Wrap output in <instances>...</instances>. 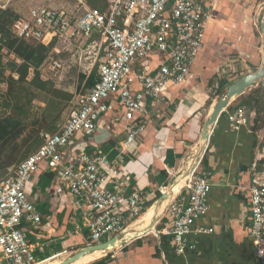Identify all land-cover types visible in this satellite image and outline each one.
Segmentation results:
<instances>
[{"label": "crops", "instance_id": "obj_1", "mask_svg": "<svg viewBox=\"0 0 264 264\" xmlns=\"http://www.w3.org/2000/svg\"><path fill=\"white\" fill-rule=\"evenodd\" d=\"M1 1V9L9 7L19 15V19L27 17L29 9L21 13L17 6L19 0ZM193 1L204 3L210 13L203 47L183 82L168 84L158 96L143 100V111L134 117L135 123L144 125L136 142L127 149L121 145L126 122L122 105L115 96L109 100V109L99 120L96 131L91 135H76L70 146L61 152L66 165L76 164L82 153L105 155L119 168V181L110 182L108 186L115 191H124L125 185L129 186V190L137 189L146 197L147 204L161 203L162 197L157 198V192L165 190L177 172L184 168L188 170L194 163L193 155H196L204 122L217 101L210 95L209 89L215 84L222 89L242 76L255 73L264 64L261 31L264 0ZM91 40V37L88 38L87 47L94 41ZM166 57L167 54L153 52L146 60L138 62L134 69L144 67L153 74ZM89 66L82 74L90 71ZM41 78L55 81L52 77L45 79L42 74ZM258 86L264 90V80L240 95L244 103L253 102L250 93ZM130 88L133 92H141L137 82ZM239 97L231 102L212 127L202 160L203 170L210 173L206 200L208 211L194 221L188 237L189 247L184 253L178 255L170 246L161 249L156 228L158 226L164 232L170 222L165 210L160 212L157 207L155 214L158 213V222L154 231L158 235L151 231L134 238L88 264H257L254 244L249 236V188L252 165L257 166L264 160V97L259 104L262 114L257 115L249 105L239 107V103L235 104ZM230 106L231 111L243 109L248 118L246 126L232 127L228 118ZM255 118L258 130L254 128ZM190 153L192 155L188 158ZM59 173V170L51 171L47 162H42L25 187L26 195L41 221L35 225L23 218L19 227L32 246L37 264H49L63 256L54 262L59 264L89 243L88 224L93 211L89 204L71 195L60 184ZM185 174L177 175V180ZM183 183L184 180L175 194L167 198V204L176 197ZM126 208V203H122L121 209L125 211ZM149 208L146 207L128 228ZM198 228H202L203 232L196 233ZM0 264L9 263L0 255Z\"/></svg>", "mask_w": 264, "mask_h": 264}, {"label": "built area", "instance_id": "obj_2", "mask_svg": "<svg viewBox=\"0 0 264 264\" xmlns=\"http://www.w3.org/2000/svg\"><path fill=\"white\" fill-rule=\"evenodd\" d=\"M76 1L75 11L64 6L32 7L26 18L18 19L12 26V32L18 38L45 46L53 41L70 44L73 36L90 38L97 35L98 40L89 45L92 50L88 54L91 55L89 67L99 63V81L84 95L77 96L60 131L53 136L41 134L43 145L0 182V254L9 264H36L32 246L19 226L23 218L32 224H40V216L35 213L25 187L42 162H47L51 171L59 170L60 184L92 209L88 246L123 235L128 225L146 210L147 199L139 190H129L125 185L124 191H115L108 186L110 182L119 181V168L108 157L82 153L76 164L66 165L61 152L70 146L76 135H91L96 131L99 120L109 109V100L115 96L122 105L126 122L121 145L127 149L136 142L144 125L135 123L134 117L143 111V100L158 96L168 84H178L186 79L203 47L210 19L206 5L193 0H108L104 12L88 8L84 0ZM153 52L167 54L156 72L150 74L144 67L134 69ZM45 62L41 67L43 70L45 66L50 72L61 68L59 60ZM135 82L140 85L141 92L131 90L130 86ZM218 90L219 85L215 84L209 93L217 98ZM228 118L233 128L248 123L242 108L229 114ZM203 156L195 161L192 169L189 168L191 172L165 210L170 224L163 234L171 239L178 255L189 247L188 237L194 221L208 211L210 173L203 170ZM251 173L249 236L257 264H264V170H257L254 164ZM166 193H169L168 188L161 192ZM122 203H126L125 211L121 209ZM199 232L203 229H196V233Z\"/></svg>", "mask_w": 264, "mask_h": 264}, {"label": "trees", "instance_id": "obj_3", "mask_svg": "<svg viewBox=\"0 0 264 264\" xmlns=\"http://www.w3.org/2000/svg\"><path fill=\"white\" fill-rule=\"evenodd\" d=\"M84 2L88 8L99 12H104L108 7V0H84ZM18 19L19 15L13 9L0 8V86H5L4 91L0 87L1 179L8 178L11 175L10 168L16 169L27 156L43 145L41 134L53 136L58 133L62 123L58 124L57 122L61 118L65 106L70 105L75 96L84 95L99 81L98 62L92 66L87 74L78 75V84L74 94L55 88L54 83L50 80H43L40 69L44 62L49 59L50 52L56 47V41L45 46L18 38L12 32V26ZM91 38V41L98 40L97 35H93ZM101 55L102 53L99 57ZM30 76L31 78H29ZM224 88L218 90L219 95L222 94ZM34 92L46 96L41 115L37 113V108L32 104L35 99ZM241 97L236 99L234 103H239V107L249 105L250 110H255L256 115L262 114L259 110V104L264 97V90L261 86L251 91L250 97L253 102L244 103L245 101ZM231 106L228 108L230 114L238 109L231 111ZM253 123L254 128L257 129V118L254 119ZM29 124H32L31 127L34 128L37 125V133L35 136L32 134L30 143L18 155L17 141ZM263 163L264 160L258 163L257 170H264ZM156 195L158 198L161 193L157 192ZM152 204L153 202H148L147 208ZM156 229L159 233L161 249L165 250L170 246L175 251L171 245V239L165 236L158 226Z\"/></svg>", "mask_w": 264, "mask_h": 264}, {"label": "rangeland", "instance_id": "obj_4", "mask_svg": "<svg viewBox=\"0 0 264 264\" xmlns=\"http://www.w3.org/2000/svg\"><path fill=\"white\" fill-rule=\"evenodd\" d=\"M0 4H3L1 1ZM76 1L75 0H19L17 2V6L19 7V10L21 13L26 12L27 9H30L32 7L36 6H41V5H46V6H51V7H68L67 9L69 11H75L76 10ZM5 5V4H4ZM9 8V7H7ZM12 9V8H11ZM80 14V11H79ZM88 37L82 36L80 38L73 36L70 39V45L66 43V45H60L56 44V47L50 52L48 56V60L45 62L46 64H49L53 60H59L61 63V68L56 70L55 72H50V69L45 66V69H41L40 73L45 79L49 78H55L54 86L55 88H59V90H62L64 92L74 94L77 88L78 84V75L82 74L85 72V68L91 63L90 60V52L92 49L87 47L88 43ZM56 49V50H55ZM87 73V72H86ZM55 76V77H53ZM31 78V76L29 77ZM2 91L5 90V86L1 85L0 86ZM225 90V89H224ZM223 90V92H224ZM34 97L35 99L33 100V105L37 108V113L41 115V109L44 108V101L46 96L42 93L39 92H34ZM77 96H75V99H73V102L70 105H66L65 109L62 112L61 118L57 122L58 124H61L65 119L66 116L73 107V103L76 102ZM32 124H29L27 129L24 131L23 135L18 139V152L17 154L19 155L24 151V149L27 147V145L31 141V136L36 135L37 131V125L36 127H31ZM30 126V127H29ZM30 139V140H29ZM29 140V141H28ZM10 151V150H8ZM192 154L188 156V158ZM13 168H10L9 171H11ZM13 171V170H12ZM184 171L186 173L187 169L184 168ZM5 180L4 178H0V182ZM174 180H177V177L174 178ZM168 187V186H167ZM170 203V202H169ZM168 203V204H169ZM155 234V233H153ZM123 236V235H121ZM103 239L102 241H104ZM1 255V254H0ZM105 255V252H103L100 256L97 258ZM2 256V255H1ZM3 257V256H2ZM63 256L60 258H56L55 261H59L62 259ZM95 258V259H97ZM94 259V260H95ZM93 260V261H94ZM49 261H47L48 263ZM38 263V262H37Z\"/></svg>", "mask_w": 264, "mask_h": 264}, {"label": "water", "instance_id": "obj_5", "mask_svg": "<svg viewBox=\"0 0 264 264\" xmlns=\"http://www.w3.org/2000/svg\"><path fill=\"white\" fill-rule=\"evenodd\" d=\"M261 31L263 33V38H264V18H263V21L261 22ZM261 80H264V64L255 73L242 76V77L238 78L235 82H232L228 86H226L224 92L218 96L217 101L212 108V111L210 112V114L208 115V117L206 118V120L204 122V125L202 128V133H201V139L205 140V144L200 148V150H199V148H197L196 155H195V161H199L200 158L202 157V155L205 154V151L207 149V145L209 142L210 134L212 131V127L216 123V121L218 120V118L220 117L222 112L231 104L232 101H234L235 98L242 95L245 92V90L256 85ZM198 150H199V152H198ZM192 167H191V169H192ZM181 170L179 172H177L176 176L173 177V181L167 187L168 191H169V188L175 182L174 178H176L177 175H179L181 173H185L183 171L181 172ZM190 172H191V170L188 169L186 171L185 176L187 177V175ZM165 195L166 194H161L162 198H160V199L163 200V199L168 198ZM170 196H171V194H170ZM167 206H168V204H167ZM167 206H166V208H167ZM157 222H158V213H156L154 215V217L151 221V226L147 230H145V232H143L139 235L135 234L134 237L129 238L127 240H123L122 236H118V237H114L110 240H107L105 242H101V243H98V244H95L92 246H86V247L80 249L75 254H73L71 257H68L65 260H63L62 262H60V264H72L87 254H91V253H94L96 251L107 252L109 250L118 248L119 246L126 244L127 242L133 240L134 238L147 235L151 231L156 233L154 231V227H155V224H157Z\"/></svg>", "mask_w": 264, "mask_h": 264}, {"label": "bare ground", "instance_id": "obj_6", "mask_svg": "<svg viewBox=\"0 0 264 264\" xmlns=\"http://www.w3.org/2000/svg\"><path fill=\"white\" fill-rule=\"evenodd\" d=\"M211 110H212V108H211ZM204 144H205V140L200 139L199 144H198L199 150ZM199 150H198V152H199ZM194 163H195V160H194ZM193 164H192V166H193ZM189 168H191V166ZM185 178H186L185 175L179 177L178 180H176L174 182V184L169 188V193H166L165 196L170 197V194L174 195L176 192V189L182 183V181L185 180ZM166 204H167V198L162 200L161 203L159 202L158 204H153L139 220H137L136 222L131 224L129 226V228L123 232V240H127L129 238H132V237H134L135 234L139 235V234L145 232V230H147L151 226V220H152L153 215L156 212V208L159 207L160 212H163L165 210ZM159 214H161V213H159ZM102 253L103 252H101V251H96L94 253L87 254L72 264H88V263L92 262L95 258L100 256ZM49 264H55V263L53 261H51Z\"/></svg>", "mask_w": 264, "mask_h": 264}, {"label": "clouds", "instance_id": "obj_7", "mask_svg": "<svg viewBox=\"0 0 264 264\" xmlns=\"http://www.w3.org/2000/svg\"><path fill=\"white\" fill-rule=\"evenodd\" d=\"M223 93V92H222ZM218 96H219V93H218ZM218 98V97H217ZM197 151V148H196V150H195V152ZM206 152V151H205ZM194 154V153H193ZM195 155V154H194ZM204 156H205V154H204ZM204 156H203V158H204ZM203 160V159H202ZM257 167V166H256ZM252 174V173H251ZM36 264H37V262H36Z\"/></svg>", "mask_w": 264, "mask_h": 264}]
</instances>
